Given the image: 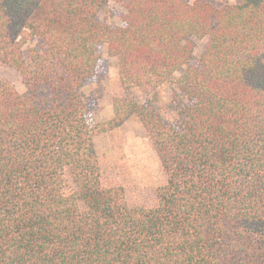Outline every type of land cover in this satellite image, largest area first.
Instances as JSON below:
<instances>
[{
  "label": "trees",
  "instance_id": "obj_1",
  "mask_svg": "<svg viewBox=\"0 0 264 264\" xmlns=\"http://www.w3.org/2000/svg\"><path fill=\"white\" fill-rule=\"evenodd\" d=\"M108 1L0 0V62L25 86L0 81V264H264V0H115L123 27L99 20ZM100 46L127 95L92 127ZM166 86L172 120L128 96ZM132 117L167 176L153 207L106 186L94 149Z\"/></svg>",
  "mask_w": 264,
  "mask_h": 264
},
{
  "label": "rangeland",
  "instance_id": "obj_2",
  "mask_svg": "<svg viewBox=\"0 0 264 264\" xmlns=\"http://www.w3.org/2000/svg\"><path fill=\"white\" fill-rule=\"evenodd\" d=\"M217 6L221 4L217 3ZM126 13L120 3L109 0L98 18L112 27H123ZM193 41L194 56L199 58L208 40L194 38ZM20 43L27 59L31 48L41 47L37 40L29 38L28 35L20 38ZM98 53L100 58L96 73L82 90L86 100L87 119L92 127L110 120L114 113L113 100L127 95L119 78L117 58L109 56L105 46H100ZM1 80H9L19 92H25L22 76L0 62ZM176 92V86H166L154 95L148 96L133 89L128 96L140 104L153 103L165 119L172 120L170 106ZM94 149L100 163L103 183L108 187H123L130 207H153L158 204L157 189L166 183L167 176L145 127L138 118H129L118 129L96 132Z\"/></svg>",
  "mask_w": 264,
  "mask_h": 264
}]
</instances>
